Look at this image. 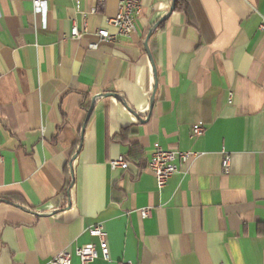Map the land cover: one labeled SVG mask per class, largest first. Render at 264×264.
Wrapping results in <instances>:
<instances>
[{"label":"crops","instance_id":"obj_1","mask_svg":"<svg viewBox=\"0 0 264 264\" xmlns=\"http://www.w3.org/2000/svg\"><path fill=\"white\" fill-rule=\"evenodd\" d=\"M41 1L0 0V264H264V0H181L152 61L173 0L117 43L96 33L126 0ZM157 149L191 154L163 189Z\"/></svg>","mask_w":264,"mask_h":264},{"label":"built area","instance_id":"obj_2","mask_svg":"<svg viewBox=\"0 0 264 264\" xmlns=\"http://www.w3.org/2000/svg\"><path fill=\"white\" fill-rule=\"evenodd\" d=\"M78 2L79 0H73ZM106 0H99L100 3H104ZM36 10L42 7L41 0H33ZM142 12V0H126L120 8L116 17L107 21V25L110 28H114L115 32L110 33L108 28L99 29L96 36L100 42L103 43H117L120 38H130L137 31L136 19ZM264 30V27H262ZM77 26L73 27L71 36L73 39L80 40L83 37ZM97 45H92L91 48H96ZM204 129L200 126H195L193 130V136L199 137L203 135ZM191 157L190 153H182L177 151H166L163 149H157L154 151L152 160L149 164V170L154 174L159 189H163L169 179L178 171L176 162L181 161L187 163ZM230 157L226 156L223 160V169L225 173L230 169ZM3 163V156L0 145V164ZM129 167L128 161L124 157H120L117 160L111 162L112 169L126 170ZM143 218H149L151 216V209H143L140 211ZM89 234L99 239V246L101 253L105 259H108V244L106 234L102 225H97L89 229ZM76 256L80 259L81 264H92L99 257L97 248L93 244L83 245L75 250ZM49 264H72V254L68 251L62 252L50 261ZM121 264H133L132 262H123Z\"/></svg>","mask_w":264,"mask_h":264},{"label":"water","instance_id":"obj_3","mask_svg":"<svg viewBox=\"0 0 264 264\" xmlns=\"http://www.w3.org/2000/svg\"><path fill=\"white\" fill-rule=\"evenodd\" d=\"M176 1H177V0H173V1H172V5H171L170 12H169L165 17H163V18H162V19H161V20H160V21H159V22H158V23L152 28V30L150 31V33H149V35H148V37H147V40H146V51H147V53H148V55H149L151 61H152V57H151V52H150V50H149V46H148L149 40H150V38L152 37V35L154 34V32L157 30V28H158L162 23H164L165 21H167L168 18L171 16V14L175 11ZM153 67H154V73H155V77H156V68H155L154 64H153ZM156 89H157V84H155V90H154V94H153V96H152L151 106H150V113H149L148 118H150V116H151V111H152L153 106H154V97H155ZM95 101H96V99H93V100H92L91 107H90V109L88 110V114H87V121L89 120V118L91 117V115H92V113H93V110H94V108H95ZM140 121H141V122H144L143 119H141V118H140ZM85 126H86V124H85ZM85 126H84V129H85ZM84 129H83V130H84ZM83 132H84V131H83ZM75 158H76V156L74 157V159H75Z\"/></svg>","mask_w":264,"mask_h":264},{"label":"trees","instance_id":"obj_4","mask_svg":"<svg viewBox=\"0 0 264 264\" xmlns=\"http://www.w3.org/2000/svg\"><path fill=\"white\" fill-rule=\"evenodd\" d=\"M181 6V0L176 1V10L180 9Z\"/></svg>","mask_w":264,"mask_h":264}]
</instances>
